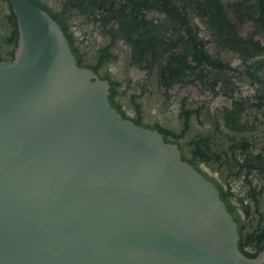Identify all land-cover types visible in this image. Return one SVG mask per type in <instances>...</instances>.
Instances as JSON below:
<instances>
[{"label":"water","instance_id":"95a60500","mask_svg":"<svg viewBox=\"0 0 264 264\" xmlns=\"http://www.w3.org/2000/svg\"><path fill=\"white\" fill-rule=\"evenodd\" d=\"M0 60V264H264L238 247L217 187L123 118L31 0Z\"/></svg>","mask_w":264,"mask_h":264},{"label":"flooded vegetation","instance_id":"af4514ba","mask_svg":"<svg viewBox=\"0 0 264 264\" xmlns=\"http://www.w3.org/2000/svg\"><path fill=\"white\" fill-rule=\"evenodd\" d=\"M123 118L178 146L219 190L244 252L264 241V0H32ZM17 22L0 0V58ZM254 237V238H253Z\"/></svg>","mask_w":264,"mask_h":264},{"label":"trees","instance_id":"16d2710c","mask_svg":"<svg viewBox=\"0 0 264 264\" xmlns=\"http://www.w3.org/2000/svg\"><path fill=\"white\" fill-rule=\"evenodd\" d=\"M32 1V0H31ZM15 16V15H14ZM13 58V56L10 58V59H8V60H11ZM0 60H5V59H2V58H0ZM254 238V237H253ZM247 240H245L243 237L241 238V240H240V242L238 243V247H239V249H240V251L241 252H243L246 256H248V257H254V256H256V254L259 252V251H261V250H263L264 249V241L263 240H261V239H256V241H255V244H256V246H257V251H256V253L255 254H248V253H246V252H244V247L246 246V244H247Z\"/></svg>","mask_w":264,"mask_h":264}]
</instances>
